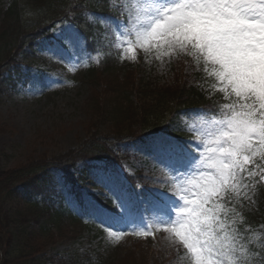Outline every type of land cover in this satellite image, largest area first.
<instances>
[{"label":"rangeland","instance_id":"obj_1","mask_svg":"<svg viewBox=\"0 0 264 264\" xmlns=\"http://www.w3.org/2000/svg\"><path fill=\"white\" fill-rule=\"evenodd\" d=\"M121 1L128 17L126 23H118L117 20L113 22L115 33H123L125 36L116 44L125 46L133 53L142 54L146 64L143 72L145 79L157 81L158 77L167 74L169 62L178 47H170L163 37L150 39L148 35L154 21L155 8L158 4H166L168 0ZM7 4L8 0H0V9H5ZM68 35V47L56 41L36 48L33 52L36 58L21 64V77L16 86L6 84L0 89V154L6 169L17 167V164L30 157L46 153L54 156L76 150L90 139L93 131L98 134L108 128V125L100 124L102 120L96 115L92 92L98 85L95 87L90 84L89 89L83 84L82 45L75 33ZM56 38H62L59 30L54 33ZM112 85L116 84L112 82ZM112 85L107 88L104 104L96 102L99 107L105 105L107 99H116L118 94H113V90L118 89L119 92V89L128 88L131 91L121 83L114 88ZM218 88H223V85H218ZM224 93L229 98V93ZM132 104L138 110L136 103ZM226 119L205 120L199 114L175 119L171 131L183 133L175 137L181 143V152L173 145V151L168 155L174 159H169L168 163L157 157L161 152L160 143L168 147L174 139L172 137H169L168 142L161 140L153 145L151 143L150 148L137 144L131 146V155L122 158V164L112 170L91 169L88 177L93 185L80 187L82 200L84 203L98 202L104 205L105 202L99 199L104 194L103 199L106 196L112 197L114 208H102L103 214L100 217L102 209L99 206L92 232L86 229L78 239L58 243L53 248L54 252L65 254L67 250L78 249L90 255L98 253L101 254V262L98 264H146V259L149 262L147 264H152L153 258V264H158V257H164L173 264L169 257L166 258L165 248H168V252L180 255V262L175 264H195L194 254L185 246L182 236H178L174 230L179 229L180 222L187 219V208L192 205L186 202L197 199L195 193L200 190L198 184L201 177L214 175V170L208 167L211 161L207 157L210 155L209 149L215 147L221 122ZM195 155H198L196 160ZM254 157L261 158L259 151ZM137 170L141 171L144 181L148 183L144 195L141 192L139 194L143 187L130 193L127 184H122L123 174H132ZM260 172L256 170L254 173L259 175ZM54 182L56 188L63 191L60 174L54 176ZM237 191L246 192L252 202L253 192L242 188L241 172L235 180L218 187L205 207L213 209L220 197ZM213 212L216 217L214 209ZM261 227L264 230V225ZM140 234H151L161 243H135ZM205 259L214 261L215 256H206ZM224 260L225 264H231L227 256Z\"/></svg>","mask_w":264,"mask_h":264},{"label":"trees","instance_id":"obj_2","mask_svg":"<svg viewBox=\"0 0 264 264\" xmlns=\"http://www.w3.org/2000/svg\"><path fill=\"white\" fill-rule=\"evenodd\" d=\"M104 2H106V9L103 8ZM109 3L110 0H14L5 14L4 21L0 24V42L2 43L0 53L4 54L3 57H0V61L2 59L4 61L12 60V48L19 45L25 27L29 28L30 23L28 21L30 19L33 18L38 22L31 28L33 30L36 27L35 31H37L41 29L43 23L59 18L61 13L66 16L65 8L74 12L72 18L79 24L86 23L84 11L87 8L102 16L104 14L105 16H119L118 9H110ZM20 9L31 14L29 15L31 17L22 21ZM9 22L11 25L8 24ZM88 26L92 27L90 31L92 33L94 31L93 23L88 24ZM84 32L86 35L89 34L87 29ZM101 43L106 45L105 41ZM103 49L106 51V48ZM129 67L130 69L126 71L124 76H116L115 79L110 76L109 80L108 77L101 74V70H89V74L87 73V83L93 84L95 87L98 85L93 88L92 96L96 115L102 120L100 124L108 125L105 136L96 137L97 133L93 131L90 139L76 150L55 156H49L46 153L45 155L30 157L17 164V167L9 169L5 168L4 160H1L0 154V264H67L68 262L65 263L64 259L55 260L46 251L50 245L62 238L68 239L79 235L83 228V221L77 218L69 208L64 207L61 202H48L44 199H38L36 193L43 190L45 180V177L39 173L47 172L50 167L54 166L65 171L68 180H73L70 166H74L77 159L85 157L84 154H95L94 151H107L109 140L117 139L123 135L140 134L148 127L157 126L158 121L155 119L162 117L174 104H190L194 102L195 98H202L200 94L196 95L190 90L187 92L179 84L181 75L183 76L182 68H180V72L174 73L173 81L169 85H161L159 90L155 91L153 88L146 90L147 88L135 86V76L128 73L132 69L131 66ZM109 81L114 82L117 86L120 83L124 84L131 91L128 88L119 89V92L118 89H115L113 94H118L116 99H107L105 105L99 107L96 102L104 104L107 88L112 85V82ZM116 85H112L113 88ZM89 87L91 88V86ZM132 103H136L138 110L132 107ZM146 103L147 105L144 106ZM149 105L152 108L149 109ZM156 106L163 108L159 114L162 115L160 117L154 116L157 114L155 108L158 107ZM88 141L105 143L101 147L102 149L91 150L93 147L87 143ZM20 185L26 192L23 197H19L16 193V189ZM260 198L262 212H264V195ZM242 254L248 255L246 252ZM157 260L158 264H170L164 257H158ZM153 261L154 258L152 264ZM75 263L74 261L68 264ZM147 263H149L148 259H146ZM256 264H264V256H261Z\"/></svg>","mask_w":264,"mask_h":264},{"label":"snow or ice","instance_id":"obj_3","mask_svg":"<svg viewBox=\"0 0 264 264\" xmlns=\"http://www.w3.org/2000/svg\"><path fill=\"white\" fill-rule=\"evenodd\" d=\"M158 5L149 38L163 37L170 47L202 58L222 91L243 101L221 122L207 157L214 175L201 177L197 199L186 202L192 205L187 219L174 230L194 254L195 264H225L229 249L223 240L212 243L218 221L205 204L258 151L264 158V0H168ZM258 174L264 178V171Z\"/></svg>","mask_w":264,"mask_h":264}]
</instances>
